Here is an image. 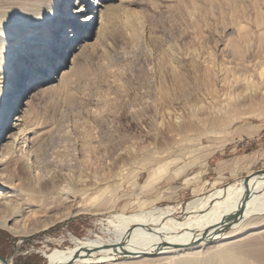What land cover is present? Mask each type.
Returning a JSON list of instances; mask_svg holds the SVG:
<instances>
[{
  "label": "rangeland",
  "instance_id": "374dc122",
  "mask_svg": "<svg viewBox=\"0 0 264 264\" xmlns=\"http://www.w3.org/2000/svg\"><path fill=\"white\" fill-rule=\"evenodd\" d=\"M122 3L127 24L70 75L67 87L55 84L58 90L31 111H41L33 124L37 142L43 140V170L28 176L17 157L0 168L8 183L33 191L34 199L51 192L55 174L56 186L65 184L44 199L46 208L15 220L21 234L7 229L14 221L0 226V256L10 264H47L53 251H77L74 239H114L118 215L155 216L171 208L183 217L187 203L208 196L213 182L225 188L264 171L253 154L241 156L251 152L264 125L256 56L264 0ZM233 44L239 55L232 54ZM169 64L181 74L180 87ZM225 67L249 82L222 78ZM31 134L25 137L33 141ZM35 149H23L31 162ZM130 258L118 262L136 264ZM149 258L139 264H163L154 253Z\"/></svg>",
  "mask_w": 264,
  "mask_h": 264
},
{
  "label": "bare ground",
  "instance_id": "6f19581e",
  "mask_svg": "<svg viewBox=\"0 0 264 264\" xmlns=\"http://www.w3.org/2000/svg\"><path fill=\"white\" fill-rule=\"evenodd\" d=\"M122 1L0 0V168L17 157L28 176L43 170V140L37 142L39 133L33 124L41 111L35 114L31 111L39 98L55 90V84L67 87L70 75L78 73L81 65L84 67L86 61L102 52L117 28L127 24ZM231 50L233 55L241 52L237 44ZM256 52L260 64L257 75L264 88V38H259ZM169 65L176 86L181 85L180 72ZM220 72L222 78H233L236 84L249 82V77L237 75L232 68L225 67ZM27 89L30 90L16 110L18 99ZM11 129L16 131L10 133ZM28 130L33 141L25 137ZM29 144L36 145L32 162L28 160L31 153L23 151ZM262 172L250 174L240 184L225 188L217 187L220 181L213 182L214 190L203 199L189 201L180 218L171 208L160 209L155 216L151 213L118 215L114 239L106 242L74 239L77 251H53L47 255V261L50 264H129L118 259L131 257L139 264L148 263L154 253V260L163 264H264ZM58 180L53 175L51 192L42 195L43 199H34L33 191L8 183L0 174V211L5 213L0 226L6 227L7 222L14 221L7 229L19 234L15 220L24 214L39 212L46 205L45 198L51 200L56 196L55 191L63 190L65 184L61 183L62 188L56 186ZM73 255L76 261H70Z\"/></svg>",
  "mask_w": 264,
  "mask_h": 264
},
{
  "label": "crops",
  "instance_id": "0c3cea01",
  "mask_svg": "<svg viewBox=\"0 0 264 264\" xmlns=\"http://www.w3.org/2000/svg\"><path fill=\"white\" fill-rule=\"evenodd\" d=\"M256 130L253 137L254 140L252 141L253 146L251 152L244 153L241 156L244 157L253 154L259 160L258 163H264V125Z\"/></svg>",
  "mask_w": 264,
  "mask_h": 264
},
{
  "label": "water",
  "instance_id": "95a60500",
  "mask_svg": "<svg viewBox=\"0 0 264 264\" xmlns=\"http://www.w3.org/2000/svg\"><path fill=\"white\" fill-rule=\"evenodd\" d=\"M259 173H263V172H262V171H259ZM0 261H1L2 264H10L8 259H5V258H3V257H1V256H0ZM70 261H76V256L73 255V256L71 257ZM47 264H50V262L47 261Z\"/></svg>",
  "mask_w": 264,
  "mask_h": 264
}]
</instances>
